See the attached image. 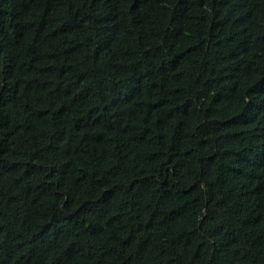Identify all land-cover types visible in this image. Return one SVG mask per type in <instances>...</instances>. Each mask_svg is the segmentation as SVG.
I'll use <instances>...</instances> for the list:
<instances>
[{"label": "trees", "instance_id": "trees-1", "mask_svg": "<svg viewBox=\"0 0 264 264\" xmlns=\"http://www.w3.org/2000/svg\"><path fill=\"white\" fill-rule=\"evenodd\" d=\"M0 264H264V0H0Z\"/></svg>", "mask_w": 264, "mask_h": 264}]
</instances>
